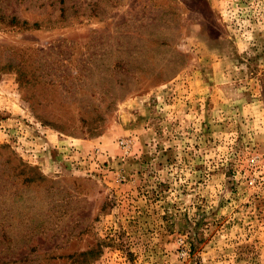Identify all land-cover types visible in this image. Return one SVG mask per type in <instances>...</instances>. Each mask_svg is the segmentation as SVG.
<instances>
[{"label": "rangeland", "instance_id": "rangeland-1", "mask_svg": "<svg viewBox=\"0 0 264 264\" xmlns=\"http://www.w3.org/2000/svg\"><path fill=\"white\" fill-rule=\"evenodd\" d=\"M0 249L264 264V0H0Z\"/></svg>", "mask_w": 264, "mask_h": 264}, {"label": "trees", "instance_id": "trees-1", "mask_svg": "<svg viewBox=\"0 0 264 264\" xmlns=\"http://www.w3.org/2000/svg\"><path fill=\"white\" fill-rule=\"evenodd\" d=\"M5 241L9 242L11 240H9V238L6 237ZM2 249H0V264H15L16 263L15 259L14 260L9 259L11 256V253L6 252V251H5V253H3ZM8 249H11V247H9ZM29 260H31V259L28 257V255L22 254V257L17 261L25 263L26 261H29Z\"/></svg>", "mask_w": 264, "mask_h": 264}]
</instances>
